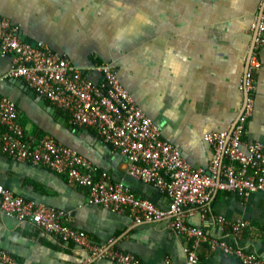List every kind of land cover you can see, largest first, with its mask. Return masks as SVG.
Segmentation results:
<instances>
[{
  "label": "crops",
  "instance_id": "obj_1",
  "mask_svg": "<svg viewBox=\"0 0 264 264\" xmlns=\"http://www.w3.org/2000/svg\"><path fill=\"white\" fill-rule=\"evenodd\" d=\"M263 4L264 0H0V20L20 27L23 42L43 43L82 71L96 63L111 64L122 85L161 128L163 139L193 168L207 171L214 154L203 136L230 130L238 119L252 27ZM260 59L245 141L264 144V49ZM14 64L12 56L0 53V92L16 103L29 138L37 142L52 137L137 197L168 208L165 194L130 177L127 158L95 130L72 126L65 112L22 80L4 81ZM3 130L0 127V185L28 203L68 213V226L85 234L92 245L132 255L143 264H242L220 251L212 253L206 243L197 250V262L191 263L185 251L191 241L178 234L169 219L137 224L127 210L88 204L85 188L71 185L45 166L3 154ZM187 214V224L210 239L264 262L263 194L219 191L206 206H190ZM239 222L247 225L242 236L232 231ZM0 251L18 264H117L106 258L93 261L86 248L6 216L1 199Z\"/></svg>",
  "mask_w": 264,
  "mask_h": 264
},
{
  "label": "built area",
  "instance_id": "obj_2",
  "mask_svg": "<svg viewBox=\"0 0 264 264\" xmlns=\"http://www.w3.org/2000/svg\"><path fill=\"white\" fill-rule=\"evenodd\" d=\"M256 24L252 27V31L257 32L254 54L242 88L248 98L230 130L204 134L203 140L213 148L214 154L205 171L193 168L177 147L163 139L161 128L122 85L111 64L96 63L82 71L52 53L43 43L32 46L23 42L20 27L9 20H0V53L2 57L12 56L15 60L3 80H22L36 95L65 112L72 126L95 130L106 144L127 158L130 177L151 184L165 194L169 200L166 210L137 197L124 184L113 182L108 173L101 172L91 161L52 137L46 136L37 142L29 138L20 123L16 103L0 92V127L4 129L1 152L64 176L71 185L88 191V204L111 211L127 210L137 224L169 219L171 227L191 241L185 249L191 263L197 262V250L206 243L212 253L220 251L242 264H264L255 255L233 249L224 241L210 239L202 229L186 222L188 208L206 206L216 192L264 195V144L245 141L253 116L254 77L262 67L264 10L259 25ZM89 75H96V79ZM0 199L6 216L31 222L63 242L86 248L93 261L106 258L117 264H143L132 255L107 251L89 243L85 234L68 226L70 215L64 211L28 203L2 185ZM219 222L225 223L223 219ZM246 227V223L239 222L232 226V231L242 236ZM0 264L18 262L0 251Z\"/></svg>",
  "mask_w": 264,
  "mask_h": 264
},
{
  "label": "water",
  "instance_id": "obj_3",
  "mask_svg": "<svg viewBox=\"0 0 264 264\" xmlns=\"http://www.w3.org/2000/svg\"><path fill=\"white\" fill-rule=\"evenodd\" d=\"M263 10H264V4H263V6H262V8H261V11H260V13H259V17H258V20H257V24H256V25H259L260 17L262 16ZM20 36H22V35H20ZM256 36H257V32L255 31V32H254V35H253V37H252V46H251V49H250V52H249V55H248L247 68H246V73H245V74H247V72L249 71L250 60H251V58H252V56H253V54H254V47H255ZM27 43L30 44V42H27ZM34 45H35V44H33V46H34ZM247 98H248V94L245 92V96H244V98H243V99H244V101H243V107H242V110H241L240 114H241L242 111H243V108H244V106H245V103H246ZM240 114H239V116H240ZM239 116H238V117H239Z\"/></svg>",
  "mask_w": 264,
  "mask_h": 264
},
{
  "label": "rangeland",
  "instance_id": "obj_4",
  "mask_svg": "<svg viewBox=\"0 0 264 264\" xmlns=\"http://www.w3.org/2000/svg\"><path fill=\"white\" fill-rule=\"evenodd\" d=\"M159 1L161 2V1H163V0H159ZM174 1H176V0H174ZM260 5H261V3H260ZM162 13H163V12H162ZM163 15H164V14H163ZM163 15H162V16H163ZM261 53H262V52H261ZM252 94H253V93H252Z\"/></svg>",
  "mask_w": 264,
  "mask_h": 264
}]
</instances>
